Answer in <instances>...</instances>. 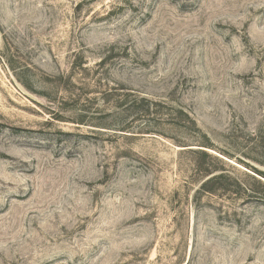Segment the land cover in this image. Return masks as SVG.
Wrapping results in <instances>:
<instances>
[{
  "label": "rangeland",
  "instance_id": "rangeland-1",
  "mask_svg": "<svg viewBox=\"0 0 264 264\" xmlns=\"http://www.w3.org/2000/svg\"><path fill=\"white\" fill-rule=\"evenodd\" d=\"M255 169L264 0H0V264H264Z\"/></svg>",
  "mask_w": 264,
  "mask_h": 264
},
{
  "label": "trees",
  "instance_id": "trees-1",
  "mask_svg": "<svg viewBox=\"0 0 264 264\" xmlns=\"http://www.w3.org/2000/svg\"><path fill=\"white\" fill-rule=\"evenodd\" d=\"M255 172H257L259 175H261L262 177H264V172L262 171H258L257 169H255ZM223 177V175L219 174V175H214L212 176L209 181H214V180H218L221 179Z\"/></svg>",
  "mask_w": 264,
  "mask_h": 264
}]
</instances>
